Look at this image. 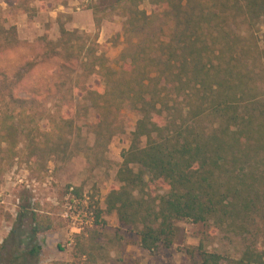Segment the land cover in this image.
<instances>
[{
	"label": "trees",
	"instance_id": "1",
	"mask_svg": "<svg viewBox=\"0 0 264 264\" xmlns=\"http://www.w3.org/2000/svg\"><path fill=\"white\" fill-rule=\"evenodd\" d=\"M18 1L42 9L52 0ZM109 9L125 20L116 70L96 38L63 26L56 41L43 40L42 60L57 66L45 93L26 79L34 62L13 75L0 69V178L16 161L42 172L102 150L124 132L130 107L139 118L95 224L114 214L150 253L176 245L178 222L211 226L242 239L243 251L230 260L187 246L192 264H264V0H110ZM17 45L15 27L0 19V54ZM34 207L17 214L20 230L29 222V244L54 228ZM102 250L92 235L77 239L74 257L108 264ZM39 252L33 244L21 264Z\"/></svg>",
	"mask_w": 264,
	"mask_h": 264
},
{
	"label": "rangeland",
	"instance_id": "2",
	"mask_svg": "<svg viewBox=\"0 0 264 264\" xmlns=\"http://www.w3.org/2000/svg\"><path fill=\"white\" fill-rule=\"evenodd\" d=\"M109 1L52 0L41 9L38 2L22 7L18 0H0V19L6 27H15L18 39L16 47L0 54V69L13 75L25 62H34L35 67L26 79L41 94L45 93V87L54 85L57 66L52 60H42L43 40L56 41L63 26L68 31L81 30L90 39L96 38L110 66L116 70V60L124 48L125 20L109 9ZM140 8L148 14L157 11L147 2ZM95 117L91 112L90 122ZM121 118L124 132L118 133L102 150L78 154L67 163L52 160L42 172L30 170L24 160L16 161L0 178V264H10L15 257L19 259L14 264H21L23 256L29 258L27 253L33 244L40 248L33 264H83L74 257L77 239L92 240V235L102 245V261L108 264H192L185 247H198L200 243L206 251L230 260L240 257L245 242L211 226L178 222L180 236L176 245L150 253L139 248L135 231L121 227L114 214L102 213L99 224H95V209H105L110 187L118 185L121 153L129 147L139 116L126 107ZM83 136L86 144L92 146L93 134L85 129ZM76 190L78 197L74 194ZM36 203L50 215L54 228L29 244V222L24 221L20 230L17 214L20 207L30 204V208H35Z\"/></svg>",
	"mask_w": 264,
	"mask_h": 264
}]
</instances>
